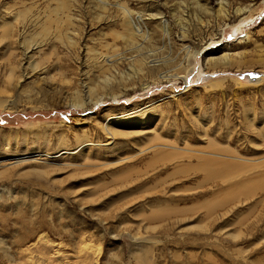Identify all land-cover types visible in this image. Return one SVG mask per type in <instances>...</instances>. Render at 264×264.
I'll list each match as a JSON object with an SVG mask.
<instances>
[{
  "label": "rangeland",
  "instance_id": "374dc122",
  "mask_svg": "<svg viewBox=\"0 0 264 264\" xmlns=\"http://www.w3.org/2000/svg\"><path fill=\"white\" fill-rule=\"evenodd\" d=\"M0 162V264H264V0H0Z\"/></svg>",
  "mask_w": 264,
  "mask_h": 264
},
{
  "label": "bare ground",
  "instance_id": "6f19581e",
  "mask_svg": "<svg viewBox=\"0 0 264 264\" xmlns=\"http://www.w3.org/2000/svg\"><path fill=\"white\" fill-rule=\"evenodd\" d=\"M220 8V10H219V13L221 14H223L224 13V11H223V8H222V6L221 7H219ZM242 11V10H241ZM236 13H240V11H237ZM164 31H165V33H166V35H168V32L166 31V29H164ZM135 36V35H134ZM74 42V41H73ZM71 44V43H70ZM143 62V61H142ZM142 62H139V65H141L142 64ZM142 66V65H141ZM122 75V74H121ZM207 149H208V151L210 152L209 154L210 155H220V154H222L223 156H227V157H229V158H237V157H234V156H232L231 154H233V152L232 151H230V150H228V149H226V148H221V147H218V146H216V145H211V146H207ZM207 151V152H208ZM221 155V156H222ZM18 163V162H17ZM207 165H210L211 163H206ZM218 165L220 164V163H217ZM17 165H19V164H12V163H8V164H4V163H1L0 162V168H5V167H15V166H17ZM221 168H224L225 169V167L226 168H231V170L233 171H237V170H242V167L240 168L239 166H237L235 163H231V162H225V163H222L221 165H219ZM247 168V167H246ZM7 172V171H6ZM230 175V174H229ZM45 240V239H44Z\"/></svg>",
  "mask_w": 264,
  "mask_h": 264
},
{
  "label": "water",
  "instance_id": "95a60500",
  "mask_svg": "<svg viewBox=\"0 0 264 264\" xmlns=\"http://www.w3.org/2000/svg\"><path fill=\"white\" fill-rule=\"evenodd\" d=\"M251 77H255V75L254 74H252V75H250Z\"/></svg>",
  "mask_w": 264,
  "mask_h": 264
}]
</instances>
